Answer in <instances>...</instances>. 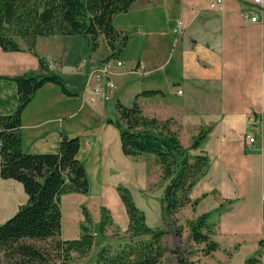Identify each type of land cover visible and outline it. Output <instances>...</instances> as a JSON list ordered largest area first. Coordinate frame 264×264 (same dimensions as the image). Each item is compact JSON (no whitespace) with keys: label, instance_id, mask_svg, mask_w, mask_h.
<instances>
[{"label":"crops","instance_id":"0c3cea01","mask_svg":"<svg viewBox=\"0 0 264 264\" xmlns=\"http://www.w3.org/2000/svg\"><path fill=\"white\" fill-rule=\"evenodd\" d=\"M208 1L135 0L128 11L114 16L116 28L131 37L118 56L124 64L117 68L118 88L112 101L90 102L85 90L88 73L110 53L103 35L90 56L88 39L82 34L40 36L33 50L24 39H18L21 50L7 51L0 45V75L13 78L39 72V57H43L63 76L71 94L47 82L24 109L23 149L55 153L63 132L79 136L77 157L88 176L102 171L107 174L113 161L108 151L113 145L124 153L120 135L117 140L114 130L118 102L132 105L137 100L146 116L171 119L172 129L187 148L202 128H209L200 146L191 152L209 155L210 168L190 192L192 202L180 212L191 206L190 218L195 219L228 202L233 215L222 219L220 225L229 236L242 233L232 231V219L249 213V231L243 233L253 237L229 242L226 249L235 250L229 254L230 263L245 262L234 258L246 246L250 255L257 257L253 264H264V21L247 20L242 12L251 9L261 19L263 15L261 8L246 0H224L222 8H213ZM176 16L185 21L180 35L174 32L176 20L172 28L168 24ZM136 41L135 51L128 54ZM146 90L161 92L142 94ZM17 104L15 81L0 78V114L13 112ZM248 133L255 137L254 142H248ZM144 154L140 156L159 164L154 154ZM27 199L22 182L0 175V210L11 216ZM196 199L201 202L193 206ZM203 203H211L209 211H202ZM210 223L215 240L220 234ZM108 241H101V247ZM85 258L82 260L94 259L91 252Z\"/></svg>","mask_w":264,"mask_h":264},{"label":"trees","instance_id":"16d2710c","mask_svg":"<svg viewBox=\"0 0 264 264\" xmlns=\"http://www.w3.org/2000/svg\"><path fill=\"white\" fill-rule=\"evenodd\" d=\"M135 0H0V45L4 50H21L19 38L34 49L37 38L54 34H82L88 39L89 56L106 40L110 53L105 58L118 57L125 49L130 34L114 25V16L130 9ZM39 72L10 78L18 89V104L9 114H0V175L23 183L28 194L13 216L0 223V264H69L72 253L87 256L94 245L93 230L85 228L77 239L62 237V207L60 194L76 190L87 192L89 178L85 164L78 159L81 138L62 133L58 152L29 153L23 149L22 113L36 92L47 82L61 86L71 94L63 76L39 57ZM146 90L142 94L160 93ZM122 150L126 155L152 153L162 167L168 184L163 197L164 214H176L192 202L190 192L208 172L210 157L193 154L209 128H202L191 147H185L172 120L146 116L137 100L132 105L117 104ZM129 223L126 236H117L105 244L92 264H159L169 250L162 237L165 229L151 227L144 211L125 196ZM199 199L193 201L196 205ZM220 210V209H219ZM211 213L188 220L191 235L204 243L206 254L220 248L211 237L208 224ZM49 241L38 245L29 240ZM181 260L183 258L181 257Z\"/></svg>","mask_w":264,"mask_h":264},{"label":"rangeland","instance_id":"374dc122","mask_svg":"<svg viewBox=\"0 0 264 264\" xmlns=\"http://www.w3.org/2000/svg\"><path fill=\"white\" fill-rule=\"evenodd\" d=\"M208 2L210 5V0ZM178 18L176 16L169 21L168 24L171 28ZM160 37L161 39L163 38L162 35ZM138 42H133L134 44L129 46L127 50L128 54L135 51ZM26 45L28 46L27 42ZM114 130L115 136L119 140L120 130L116 123ZM117 145L120 147L118 142ZM108 152L111 153L113 158L110 170H108L107 174H104L105 172L102 171V173H98L96 176L89 175L90 186L87 192L69 190L60 194L63 237L65 239H77L84 233L85 228L92 229L93 233L97 232L96 235L94 234L96 242L91 250V255L94 259L83 261L82 259H86L85 256L73 252L72 261L69 264H92L95 261V256H97L102 248L100 245L101 241H108V238L110 241L118 239L117 236H126L129 212L125 196H129L137 207L144 211L147 223L151 227L165 229L166 232L162 237V242L169 247V250L159 264H231L229 257L235 250L226 249L229 242L232 239L239 240L242 238V240H246L248 237H253L247 233H243L249 231L247 227L249 213L239 214L230 222V224L234 225L232 231L239 230L242 233L231 234L230 236L224 233L220 222L222 219L231 217L233 212L227 208L228 202L223 203L220 206V210L210 212V222L215 225L220 234L215 240L221 244L222 249H218L211 254H206L203 249L205 242L197 243L194 241L188 226V220H192L190 217L193 216V208L191 206L185 208L183 213L166 214L165 216L163 197L168 179L164 177L159 164L148 156L135 155L130 156L131 158H125L124 153L120 154L118 150L116 151L114 145L111 151L109 150ZM107 167L109 168V165ZM200 202L201 199L198 200L196 206ZM236 204L239 203L236 202ZM210 206L211 203H203L201 205L202 211H209ZM7 214V211L0 210V223L5 222L15 213L11 216ZM210 222L208 224L209 231L211 230L210 227H212ZM220 231L223 233H220ZM29 241L35 242L38 245H47L49 242L35 239ZM244 248L236 254L234 259L237 262L245 260V262L242 261L243 263L240 264H253L257 260V257L251 256V252L246 246ZM230 252L232 253L230 254ZM181 257L184 261L181 260Z\"/></svg>","mask_w":264,"mask_h":264},{"label":"built area","instance_id":"2783aa9c","mask_svg":"<svg viewBox=\"0 0 264 264\" xmlns=\"http://www.w3.org/2000/svg\"><path fill=\"white\" fill-rule=\"evenodd\" d=\"M252 7L261 8L263 19L254 13L251 9H246L242 12L243 18L252 22L259 20L264 21V0H246ZM210 5L213 8H222L223 0H210ZM185 28V21L178 19L174 25V32L180 35ZM124 64L120 57L105 58L101 65L92 69L86 79L85 90L87 92V99L92 102L108 101L115 95L118 85L115 79L117 68L122 67ZM50 66V65H49ZM51 67V66H50ZM52 68V67H51ZM248 142L252 143L255 137L248 133L246 135ZM96 235L97 232L95 231Z\"/></svg>","mask_w":264,"mask_h":264}]
</instances>
